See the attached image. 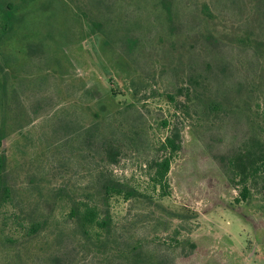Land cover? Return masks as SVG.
<instances>
[{
    "label": "rangeland",
    "instance_id": "rangeland-1",
    "mask_svg": "<svg viewBox=\"0 0 264 264\" xmlns=\"http://www.w3.org/2000/svg\"><path fill=\"white\" fill-rule=\"evenodd\" d=\"M0 137V264H264V0H0Z\"/></svg>",
    "mask_w": 264,
    "mask_h": 264
},
{
    "label": "trees",
    "instance_id": "trees-1",
    "mask_svg": "<svg viewBox=\"0 0 264 264\" xmlns=\"http://www.w3.org/2000/svg\"><path fill=\"white\" fill-rule=\"evenodd\" d=\"M1 141V137H0ZM180 144L177 141V134L172 133L168 134L163 142L160 145V149L163 151V155L154 163V170H153V181L159 185L162 193L165 194V185H166V176L173 158V155L179 150ZM262 161H264V145L262 150ZM262 164V163H261ZM2 167V159L0 158V170ZM257 167L254 169L256 171ZM253 173V171H252ZM104 192L107 194L109 191H115L114 186L104 185ZM243 193L246 192V188H243ZM117 193H120L117 190ZM128 195V193H126ZM77 222L79 223L78 226L83 234H87L88 228L97 227L99 228H106L108 226V222L105 219H99L97 216L96 211L93 208H86L77 218ZM31 232L36 231V225H32L30 227Z\"/></svg>",
    "mask_w": 264,
    "mask_h": 264
}]
</instances>
